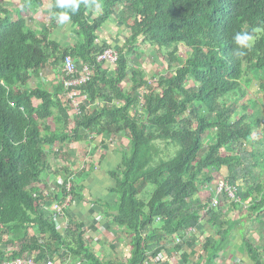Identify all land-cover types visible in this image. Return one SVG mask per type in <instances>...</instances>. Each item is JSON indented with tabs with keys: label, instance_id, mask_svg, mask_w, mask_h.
Returning <instances> with one entry per match:
<instances>
[{
	"label": "trees",
	"instance_id": "obj_1",
	"mask_svg": "<svg viewBox=\"0 0 264 264\" xmlns=\"http://www.w3.org/2000/svg\"><path fill=\"white\" fill-rule=\"evenodd\" d=\"M3 2L0 264L25 255L35 264L48 259L116 264L100 258L88 239L95 225L65 211L59 230L49 206L82 189L78 183L87 171L68 167L74 146L87 144L96 156L102 146L121 138L126 144L120 162L108 172L113 181L109 200L92 203L107 231L116 227L129 238V258L119 264L160 263L161 252L167 258L160 264H169L173 254L180 256L177 264H216L236 241L250 264H264V238L252 241L246 230L248 220L258 227L264 223V137L254 136L264 128V103L251 109L246 91L257 83L264 99V0H101L95 14L82 5L71 17L78 38L71 48L50 39L55 0H25L15 11ZM45 4L50 22L38 32L20 14ZM14 12L16 19L11 18ZM110 23L125 34L114 65L96 62L99 53L111 48L96 43L97 31ZM254 29L260 31L253 46L245 56L234 57L233 34ZM146 44L161 60L167 58L159 61L166 75L144 73L138 49ZM180 46L189 50L184 58ZM65 56L91 70L78 87L80 113H74L60 82L53 91L27 84L46 67L60 69ZM157 142L173 147V154ZM51 158L58 162L50 163ZM52 166L63 180L54 195L46 185L43 190L37 186ZM220 181L233 197L226 189L216 196ZM202 187L215 188L206 202L198 197ZM190 227L196 232L174 245L175 235L184 238Z\"/></svg>",
	"mask_w": 264,
	"mask_h": 264
},
{
	"label": "crops",
	"instance_id": "obj_2",
	"mask_svg": "<svg viewBox=\"0 0 264 264\" xmlns=\"http://www.w3.org/2000/svg\"><path fill=\"white\" fill-rule=\"evenodd\" d=\"M10 4H12V3L10 2ZM45 8H46V10H45ZM41 9L46 12V13L43 12V14L45 13L47 15L48 5L45 4ZM98 11L99 10H97L96 12H98ZM43 14L39 13V11H37V10H33V12L31 10H27V11L23 12L24 17L28 15V17H27L28 19H25L27 25H28V23H30L28 26L31 27L33 30L38 31V32L43 30L48 25V23L50 22V20L48 18V23L46 20L47 25L45 24V26H44V24L42 23L45 21V19H43ZM38 25L40 26V28L38 27ZM53 25H54V27L52 28L50 39L56 41L60 45V47H62V48H71V47H74L76 45L75 42H76V40H78V38L76 36V29H75L74 25H72V23L68 22V23H65L63 25H60V24H58V22L55 19ZM117 30H118V28L115 27L113 25V23L103 25L97 31L96 43L98 45L103 44V43L109 44V45H111V48H113V49H114V44H116L120 47L121 44L123 43V38L119 35H114V33L117 32ZM115 36H117V37H115ZM119 38L121 40H119V42H118ZM109 67H111V66H109ZM60 74H61V71L58 67L57 68H55L53 66L46 67L42 71V73L40 74L39 77H37V76L31 77L29 82H28V85L30 84L29 87H34V88L35 87H43L49 91H53V88L55 86H57L59 83ZM112 142L116 143V145L118 144L117 143L118 140H116V141L113 140ZM80 145L81 144L75 146L71 150L72 155L70 156V159H69L70 163L68 164V167H70V169H76L77 173L80 171H87V177L85 178L84 181L78 183V185L81 186L82 189H80L79 191H76V197L74 195L73 196L74 198H71L68 206L64 209V212L68 211L71 214L75 213V214H77L78 217H81L82 214L84 215V211H86L87 213H85V214H86V216L88 215V221H89V220H91L90 216H92L93 214L97 215L98 211L94 210V212L91 213V211L88 210V209H90V207H87L86 205L92 204L95 200H102V201L106 200L107 201V199L109 198L108 190H109V188L113 187V181L109 177L108 172L117 163L120 162L121 154L119 153V149H118L119 147L118 146L115 145L116 146L115 147L112 145V143H109L108 145L106 144V145L101 147L100 151H98L96 156H94L93 151L90 153L91 162L88 164V169L84 168L83 170H79L80 162L82 160L77 159L76 152L78 150H80L79 149ZM84 145H87V144H84ZM85 152H86L85 156H87L89 153V149H87ZM99 154L103 156L101 161L99 160V158H100ZM56 162H58V160L55 161V160H52V158H51L50 163L55 164ZM54 170H56V169L54 166H52L51 172L48 174V176H46L43 179L42 183H39L37 185L40 190H43V187L46 185V187L49 189V193L51 192L50 195H54V193L55 194L59 193L60 192V185L63 182L60 175L53 174ZM75 176H74V179H75ZM111 199H113V198H111ZM55 203H58V202H53L49 206V209L52 212H53V205ZM98 215L101 216V213ZM53 217H54V212H53ZM54 221L57 225V228L59 230H62L63 229V217H60V216L55 217ZM95 227L97 228V231L95 233L99 232L101 229H102L101 231L106 232V234L109 233L106 236V238H107V240H110V241L114 237H111L109 235L113 236V234L115 232L116 233L119 232L116 227H113V229H111L110 232L107 231L105 229V227H103V225L100 227L97 224V225H95ZM257 231H258L259 236L261 235L260 238H264V223L262 225L260 224ZM262 234H263V236H262ZM92 237L97 238V236L95 237V235L94 236L92 235ZM117 242L123 243L125 241H122L121 238H119ZM232 248L234 249V247H232ZM97 249L98 248H96V250ZM130 250H131V247L129 245V252H128L127 259L129 258ZM97 251H98L97 255L100 258H102V256L105 257V255L99 254V250H97ZM167 261L169 264H173V263H170V261L168 259H167Z\"/></svg>",
	"mask_w": 264,
	"mask_h": 264
},
{
	"label": "rangeland",
	"instance_id": "obj_3",
	"mask_svg": "<svg viewBox=\"0 0 264 264\" xmlns=\"http://www.w3.org/2000/svg\"><path fill=\"white\" fill-rule=\"evenodd\" d=\"M25 0H4L3 2V5L4 7L6 8H9L11 10H16V9H20L22 7V3L24 2ZM10 2L12 4H10ZM46 10V8H45ZM22 13L20 14L23 19H28V15L27 16H23V11H21ZM33 12V11H32ZM43 11L42 9L39 10V13L43 14ZM46 13V12H45ZM43 14V19H45L44 22H42L45 26L46 24V20H47V23H48V13L47 15L46 14ZM27 14V13H26ZM30 14V13H29ZM46 15V16H45ZM12 19H16L17 18V15L14 13H12L11 15ZM30 23H28L29 25ZM47 25V24H46ZM38 27L40 28V26L38 25ZM42 28V27H41ZM114 35H119L121 36L122 38L125 37V34L123 32H120L119 30H117V32L114 33ZM117 37V36H115ZM119 40H121L120 38L118 39V42ZM121 44V43H120ZM119 46L114 44V49H118ZM189 52V50L183 46H180L178 48V54L180 55V57L184 58L186 56V54ZM165 53V52H164ZM138 60H139V64L141 65L143 71L145 74H147V76L149 77L151 74L153 75H166V69L163 67V66H160L159 65V61H163L164 63L167 62V58H163L162 60L159 58V56L156 54V49H153V48H150L148 44H146L145 46H141L140 49H138ZM130 59H133V57H131ZM157 77V76H156ZM29 82V81H28ZM28 84V83H27ZM30 85V84H29ZM28 85V86H29ZM258 84L257 83H254L253 85H251L246 91L248 92L249 94V97H251V100L249 101L251 104H250V108L251 109H254L257 106H262L263 103H264V99L262 98V96H258L261 95L258 91ZM141 95H142V92H141ZM140 112V111H139ZM237 113H244L242 112L241 110H238ZM254 136L257 137V138H261V137H264V128L261 126V128L257 129L255 132H254ZM211 141V138L209 136H206L205 138V142H204V145H208V143ZM118 144L116 145V143H113L112 142V145L113 146H118L119 148V151L121 149V147H123L125 144H126V140H124L123 138H121L120 140L118 139ZM159 144V146L161 148H163L164 150H166V148H168V151H169V155H172L173 152H174V148L171 147V146H168L164 143V142H157ZM115 146V147H116ZM75 147V146H74ZM80 150H78L76 152V156H77V159H81L82 161L80 162V168L79 170H82L84 168L88 169V164L91 162L90 160V153L93 151V149L89 148L87 145H84V144H81L80 145ZM89 149V153L87 156H85V151ZM221 153L223 155L226 154V152L224 151H221ZM60 160V159H59ZM85 167H84V166ZM212 173L214 174H217L216 173V170H212L211 171ZM218 177V176H217ZM214 184V183H212ZM71 185V184H70ZM214 187V186H213ZM215 189V188H214ZM214 189L213 188H209V187H202L201 188V191L198 193V197L200 198V200L202 202H206V200L209 198V196L214 192ZM216 194V193H215ZM223 201V197H220ZM87 207H90V209H88L89 211H91V213L94 212L95 210V206L94 204H89V205H86ZM242 213H246V210L245 208L242 206ZM99 210V209H98ZM67 212V211H66ZM87 213L86 211H84V215L82 214L81 217H78L76 216V220L78 221H82L84 222L85 224L88 223V225L91 223V224H94V225H97L98 226H102L103 224H105V219H103L102 221V216H99L98 214L95 215L93 214L92 216H90L92 218V220H89L88 221V215L86 216ZM202 214H204L202 212ZM74 215V213L72 214ZM239 215V212L237 211L235 214H234V218H236L237 216ZM65 218V216H63V219ZM68 220L65 219L64 223H67ZM217 222H220V220H218ZM202 225L204 223V219L201 220L200 222ZM90 224V225H91ZM66 225V224H65ZM105 226V225H104ZM103 226V227H104ZM101 229V228H100ZM249 229V236L251 237V239H253L252 241H258V239L260 238L259 234H258V226L257 224L253 223L252 220H248L246 222V230ZM102 230V229H101ZM99 231L97 233H94L93 236L95 235V237L97 236V238H91L88 237V239L91 242V244L93 245V248L94 250L96 251V248H98L97 250H99V254L101 255H105V257L102 256V258H104L105 260L107 261H114V263L116 264H119L120 262L122 261H125L128 257V252H129V238L126 237V235L121 232L120 230H118L119 232H115L112 235H109L111 237H114L111 241L110 240H107L106 236L109 234H106V232L104 231ZM192 230V228H188V232ZM202 230V228H201ZM193 231V230H192ZM192 231L190 232L189 234V237L192 233ZM262 233V232H261ZM213 231L210 232V235H213ZM206 233L203 235V236H200L198 239L199 241V244L197 245V247L195 248L196 251H199L200 250V246H201V242H202V239H204L206 237ZM263 236V234H262ZM188 237V238H189ZM121 238L122 241H125L123 243H118V239ZM182 239L180 236L178 235H175V238L173 240V242L175 243V245H177L176 243L180 244L182 241H179L177 242L176 240L178 239L179 240ZM187 238V239H188ZM96 239V240H95ZM111 239V238H110ZM241 243L240 242H235L234 244V249L233 248H230L227 250V252L222 256V258L218 259L216 261V264H250V261L246 258V256L240 252V250L238 249L239 245ZM263 244V243H262ZM98 251H96L97 253ZM98 254V253H97ZM174 256H172L170 259H168L170 261V263H173V264H177V262H179L180 260V256L178 254H173ZM165 258H167L166 254L164 252H161L158 256H157V260L162 263L166 260H164ZM151 261L153 263H156V259L155 261L151 259ZM160 263H156V264H160Z\"/></svg>",
	"mask_w": 264,
	"mask_h": 264
},
{
	"label": "built area",
	"instance_id": "obj_4",
	"mask_svg": "<svg viewBox=\"0 0 264 264\" xmlns=\"http://www.w3.org/2000/svg\"><path fill=\"white\" fill-rule=\"evenodd\" d=\"M117 58H118L117 51L113 48H107L96 56V62H102L107 65H114ZM60 71L61 74L59 77V82L61 83L64 89V96L69 101L70 106L72 107L74 113H80L79 111L80 92L78 90V87L85 84L89 80L91 76V70L86 65L77 66L75 61L70 56H65L61 62ZM70 188L71 185L69 180L67 182V190H69ZM223 189L228 190L230 197H233V193L228 188H226L225 184L222 181L218 183L216 196H220V193L223 191ZM70 200H71V195H67L63 203H55L53 205V212H54L53 218L64 216V209L68 206ZM218 202L219 200L216 199L215 197V199H213V206L217 207ZM192 230H190L189 232L187 230L184 235L185 237L182 238L181 240L179 238V240L177 239L176 241L177 242L183 240L187 241L190 232L191 231L192 233L196 232L194 228H192ZM173 244L175 245L174 242ZM3 264H35V262L31 256L25 255L23 258L15 259L11 262H4ZM44 264H57V263H55L52 259H48Z\"/></svg>",
	"mask_w": 264,
	"mask_h": 264
},
{
	"label": "clouds",
	"instance_id": "obj_5",
	"mask_svg": "<svg viewBox=\"0 0 264 264\" xmlns=\"http://www.w3.org/2000/svg\"><path fill=\"white\" fill-rule=\"evenodd\" d=\"M82 5L85 9L92 11L93 14L102 6L101 0H55L50 14L56 19L58 24L63 25L70 22L71 17L79 11ZM259 31V29L236 31L232 36L234 45L233 56L236 58L245 56L246 51L253 46L256 33Z\"/></svg>",
	"mask_w": 264,
	"mask_h": 264
}]
</instances>
